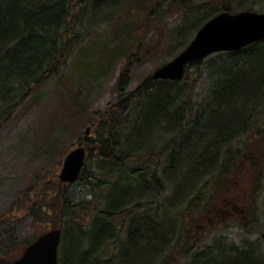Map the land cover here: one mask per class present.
Wrapping results in <instances>:
<instances>
[{
	"label": "trees",
	"instance_id": "1",
	"mask_svg": "<svg viewBox=\"0 0 264 264\" xmlns=\"http://www.w3.org/2000/svg\"><path fill=\"white\" fill-rule=\"evenodd\" d=\"M125 1L128 0H0V126L37 86L51 78H61L69 59L90 36L108 24H120L123 16L119 7ZM167 2L166 10L175 8L186 16L172 34L176 42L173 48L178 44L185 48L193 31L216 14L238 12L237 8L255 10L257 3L244 8L241 0ZM166 10L162 6L159 13ZM186 34L190 37L185 38ZM127 35L116 30L114 37L119 36V40L115 44L123 46ZM137 61L140 57L130 53L118 77L116 98L94 114L95 135L85 140L94 143L90 151H95L97 170H91L86 162L79 178L101 189L104 206L95 209L99 220L92 223L93 228H84L79 220L61 228L60 263L71 260V264H87L98 241H110L114 232L118 233L110 220L132 216L143 206L140 202L131 205L137 199L156 202L166 189L167 178L178 179L177 195L187 194L203 177L215 178V171L220 174L234 153L231 142L251 130L256 120L260 122L257 117L262 114L260 104H264V39L190 62L181 80L148 76L128 91ZM205 71L209 73V84L202 98L196 99L194 91ZM91 157L92 154L87 160ZM71 184L59 181L55 191L46 193L47 199L53 198L51 202L41 200L40 205L32 206L33 217L39 213L50 215L54 208L64 216L77 213L83 201L73 202ZM201 198L200 207L208 201L207 197ZM156 217L152 212L132 217L122 260L130 252L127 258L138 263L145 256L138 252L141 248L152 254L145 264H156L164 249L172 251L178 237L171 242L173 227ZM3 245L2 241L0 249ZM190 255L184 264H264L251 249L221 242ZM99 262L105 263L98 256L91 264H102ZM0 264L13 261L0 255ZM161 264L177 263L163 259Z\"/></svg>",
	"mask_w": 264,
	"mask_h": 264
},
{
	"label": "rangeland",
	"instance_id": "2",
	"mask_svg": "<svg viewBox=\"0 0 264 264\" xmlns=\"http://www.w3.org/2000/svg\"><path fill=\"white\" fill-rule=\"evenodd\" d=\"M241 1L244 8L257 2L255 10L264 12V0ZM212 2L219 3V0ZM167 5V0L125 1L119 7L122 22L116 26L108 24L90 36L69 59L62 77L51 78L37 86L0 126V245L4 242L0 255L4 259L14 261L40 233L51 228L69 227L74 225V220H79L84 228L90 229L92 223L99 220L95 209L104 206L103 192L85 178L69 186L74 194L73 202L83 201L71 217L55 208L50 215L39 213L38 217H33L30 210L35 203L40 205L41 200L51 202L53 198L47 199L46 193L55 191L65 156L79 142L88 144V156L92 154V157L86 162L91 170H97L95 151H90L94 143L85 138L95 135L94 114L103 111L116 98L118 77L129 54L133 52L140 57L132 68L128 89L132 91L183 49L180 44L173 48L176 42L172 34L183 25L185 13L175 8L166 10ZM162 6L166 11L159 13ZM239 10L242 9L237 8ZM198 28L191 37L186 34L185 38L192 40ZM118 29L125 35L128 33L129 38L123 46L115 44V40H119V36L114 37ZM208 84L209 73L205 71L194 91L196 99L202 98ZM259 109L262 111L257 117L260 122L256 120L251 130L231 142L234 153L224 167L226 171L223 169L217 174L216 170L215 178L208 175L199 179L187 194L181 195L176 194L178 179L167 178L166 189L156 202L137 199L131 205L140 202L143 206L132 216L110 220L118 233L114 232L110 241H98L87 264L98 256L105 261L99 262L102 264H145L149 261L151 252L141 248L137 250L145 256L138 263L134 258H127L130 252L123 260L122 254L132 217L151 212L157 214L160 222L166 221L173 227L169 234L173 237L171 242L178 237L172 251L164 249L156 264H161L163 259L184 264L190 253L218 242L239 249L249 248L264 261V104H260ZM88 127L90 130L86 133ZM43 184L46 186L42 187ZM198 195L200 198L194 199ZM201 195L208 198L202 207L199 205ZM81 236L85 241V235ZM83 240L81 245H84ZM67 262L72 263L71 260Z\"/></svg>",
	"mask_w": 264,
	"mask_h": 264
},
{
	"label": "water",
	"instance_id": "3",
	"mask_svg": "<svg viewBox=\"0 0 264 264\" xmlns=\"http://www.w3.org/2000/svg\"><path fill=\"white\" fill-rule=\"evenodd\" d=\"M264 39V12L241 10L223 11L205 22L176 57L159 66L154 79H183L186 66L220 51H235ZM90 127L87 128L88 133ZM87 149L83 142L72 149L64 159L59 179L76 182L86 164ZM62 229L52 228L30 243L13 264H59Z\"/></svg>",
	"mask_w": 264,
	"mask_h": 264
},
{
	"label": "bare ground",
	"instance_id": "4",
	"mask_svg": "<svg viewBox=\"0 0 264 264\" xmlns=\"http://www.w3.org/2000/svg\"><path fill=\"white\" fill-rule=\"evenodd\" d=\"M211 18H212V17H211ZM211 18H210V19H211ZM207 21H208V20H207ZM207 21H206V22H207ZM203 24H204V23H203ZM203 24H202V25H203ZM202 25H201V26H202ZM201 26H200V27H201ZM200 27H199V29H200ZM199 29H198V30H199ZM190 41H191V40H190ZM190 41H189V43H190ZM189 43H188V44H189ZM188 44H187V45H188ZM186 47H187V46H186ZM186 47H185V48H186ZM185 48H183L182 50H184ZM182 50H181V51H182ZM181 51H180V52H181ZM180 52H179V53H180ZM179 53H178V54H179ZM178 54H176V56H177ZM176 56H174V57H176ZM174 57H173V58H174ZM173 58H172V59H173ZM172 59H170V60H172ZM170 60H169V61H170ZM169 61H167V62H169ZM167 62H165V63H167ZM165 63H164V64H165Z\"/></svg>",
	"mask_w": 264,
	"mask_h": 264
}]
</instances>
